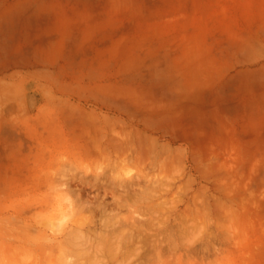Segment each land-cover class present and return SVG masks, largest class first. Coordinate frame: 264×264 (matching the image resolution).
I'll return each mask as SVG.
<instances>
[{
	"label": "rangeland",
	"instance_id": "374dc122",
	"mask_svg": "<svg viewBox=\"0 0 264 264\" xmlns=\"http://www.w3.org/2000/svg\"><path fill=\"white\" fill-rule=\"evenodd\" d=\"M74 1L77 8L81 7L77 11L76 40L61 45V58L54 61L55 74L49 77L53 78L50 80L53 89L44 91V99L32 91L27 102L13 95V101L6 109L0 107V248L11 245L9 234L17 237L16 240L20 238L17 243L25 246H31L34 240H41L40 243L44 244L51 237L55 241H63L69 232L66 230L70 229L68 219L60 222L61 216L68 212L66 198L78 193L94 203L108 202L109 214H116L115 219L126 216L129 210L114 207V196L109 188L116 185L117 191L118 183L127 180L133 182L137 190H147L154 207L153 215L158 220L172 226L184 222V264H196L197 260L199 264H243L246 258L252 262L245 261V264H264V154L234 152L232 146L235 145H230L231 136L242 138L251 132L236 129V108L228 94L230 65L236 61L237 65L244 62L236 57L242 56L245 46H253L252 42L264 34V0ZM100 16L104 19L101 25L96 22L102 18ZM91 17L93 21L88 26L93 29L87 26ZM100 29L104 39L91 41V31L99 32ZM92 120L94 124L88 125ZM111 120L110 124L108 121ZM118 121L120 123L115 125ZM93 132L95 140H100L103 135L106 137L101 139L102 142L129 139L134 142L136 150L150 146L162 154L145 161H137L131 149L124 155L121 152L111 158L99 157L97 161L96 158L88 160L75 155L74 152H84L94 146L95 140L90 142ZM87 136H90V141ZM106 149L110 150L108 146ZM167 161L172 163L170 167H167ZM240 167L241 174H238L236 169ZM44 170L50 176L48 182ZM97 176V181L102 183L100 186L86 185V180L96 181ZM242 187L255 194L244 190L245 194ZM68 188L72 189L71 193H68ZM241 199L249 201L244 204ZM183 210H186L184 216ZM142 215L148 217L150 213L146 211ZM17 218L22 224L33 221L36 228L30 229L31 234L19 236L17 233L23 229L17 232L11 229L16 228L17 222L15 224L12 220ZM244 230L246 237L247 232L250 235L241 246L237 241L243 240ZM44 235L48 238L44 239ZM204 242L205 246H212L204 247ZM226 244H232L234 251ZM195 249L198 251L194 252ZM209 250H213L212 256ZM238 250L242 251L239 253ZM190 251L195 253L193 260L194 254ZM248 251L250 254L244 255ZM256 251L259 252L253 254ZM54 252L57 253L56 250ZM32 253L37 254L35 251ZM218 256L223 259H218ZM30 260L27 264H33ZM20 264H26V260L20 259Z\"/></svg>",
	"mask_w": 264,
	"mask_h": 264
},
{
	"label": "bare ground",
	"instance_id": "6f19581e",
	"mask_svg": "<svg viewBox=\"0 0 264 264\" xmlns=\"http://www.w3.org/2000/svg\"><path fill=\"white\" fill-rule=\"evenodd\" d=\"M89 113V111H88ZM106 115V114H105ZM88 116V115H87ZM91 116V115H90ZM97 116V115H96ZM95 117V116H94ZM109 118V117H108ZM107 118V119H108ZM95 120H98V119H95ZM94 120L90 121L88 125L91 126V123L94 124L93 122ZM105 121V120H104ZM116 121V120H115ZM96 122V121H95ZM110 122V124L112 123V120L111 121H108ZM114 122V121H113ZM123 122V121H122ZM97 123V122H96ZM106 123V122H104ZM116 123H120L119 121L118 122H115V125ZM98 124V123H97ZM95 125L96 127H98L99 125ZM85 125V124H84ZM105 125V124H104ZM109 126V124H107ZM106 125V127H107ZM118 125V124H117ZM94 126V125H92ZM120 126V124H119ZM122 126V125H121ZM125 126V125H123ZM127 126V125H126ZM95 127V128H96ZM113 127V126H112ZM114 128L116 129V127L114 126ZM112 128V129H114ZM125 128V127H124ZM88 129L90 130L89 126H88ZM128 129V128H127ZM137 129V128H136ZM81 130V129H80ZM87 130V129H86ZM99 130V129H97ZM102 130V128L100 129ZM110 130V128H109ZM85 131V130H84ZM93 131L95 132V134H97V131L94 130L93 128ZM105 131V129L103 130ZM108 131V130H107ZM106 131V132H107ZM126 131V130H125ZM90 134V136H94L95 134ZM111 132V131H110ZM102 133V132H101ZM130 133V132H129ZM100 135H103V134H100ZM113 135V134H112ZM123 135V134H122ZM86 136V135H85ZM90 136L88 137L87 136V139L90 138ZM93 136L91 137V141L89 139L90 142H92V140H95L93 139ZM116 136V135H115ZM96 137V135L94 136ZM103 137L105 138L106 136L103 135ZM103 137H101V139H104ZM149 136H147L148 138ZM117 138V136H116ZM120 138V137H118ZM152 139V137H150ZM100 140H95L93 142L94 146L92 145L91 148L88 147V149L86 148L84 150V152H74L75 155H77L78 157L79 156H82L88 160H93L96 158V161L97 159L100 160L99 157H107V158H111V156H113L114 154H120L121 152L122 155L125 154V151H129L128 149H131V153L134 155V157L137 159V161H145V160H148L150 158H155L159 155H161V151H157V150H153V148H151L150 146H143V148H145L143 150L142 147H140V150L139 149H134L133 148V143L130 142L132 140H129V139H125L124 142H113L111 143L110 141L109 142H102ZM121 139V138H120ZM97 141V142H96ZM155 141V140H154ZM95 142H96V145H95ZM150 142V141H149ZM71 145V144H69ZM150 145V143H149ZM109 147L110 150H107L106 147ZM171 146V145H170ZM71 147V146H70ZM76 147V146H75ZM157 147V146H156ZM74 148V147H73ZM84 149V148H83ZM94 149V150H93ZM173 149V148H172ZM51 150V149H50ZM75 150V149H73ZM238 150V149H237ZM236 150V151H237ZM76 151V150H75ZM172 151V150H171ZM209 151V150H208ZM211 151V150H210ZM235 151V152H236ZM50 152V151H49ZM167 152V151H166ZM196 152V151H195ZM198 152V151H197ZM196 152V154H197ZM213 152V151H212ZM218 153V151H216ZM239 152V151H238ZM173 153V152H172ZM220 153V152H219ZM240 153V152H239ZM43 154V153H42ZM81 154V155H80ZM127 154V153H126ZM167 154H171V153H167ZM195 154V155H196ZM212 154V153H211ZM60 155V154H58ZM115 155V156H116ZM128 155V154H127ZM166 155V154H165ZM174 155V154H173ZM172 155V156H173ZM182 155V154H181ZM198 155V154H197ZM210 155V153H208V156ZM215 155V154H214ZM221 155V154H219ZM118 156V155H117ZM176 156H179L176 154ZM201 156V154H200ZM241 156V155H240ZM58 156H56L55 158H57ZM164 157V156H163ZM163 157H161L163 159ZM196 157V156H195ZM202 157V156H201ZM221 157V156H220ZM48 158V157H47ZM67 158V157H66ZM168 158V157H167ZM171 158V157H170ZM182 158V157H181ZM180 158V159H181ZM243 158V157H242ZM59 159V158H57ZM103 159V158H102ZM202 159V158H201ZM206 159V158H205ZM56 160V159H55ZM61 160V159H60ZM112 160V159H111ZM115 160V159H114ZM135 160V159H134ZM166 160V159H165ZM175 160V159H174ZM219 160V159H218ZM77 161V160H76ZM81 161V160H80ZM150 161V160H149ZM201 162V160H199ZM213 161V160H212ZM245 161V160H244ZM248 161V160H247ZM119 162V161H118ZM151 162V161H150ZM154 162V161H153ZM168 162V163H167ZM166 165L167 167L169 166L170 167V164L172 165V163H169V161H167ZM206 162V161H204ZM203 162V163H204ZM211 162V161H210ZM237 162V161H236ZM56 163L58 164L57 160H56ZM66 163V162H65ZM83 163V162H82ZM96 163V162H95ZM144 163V162H143ZM157 163V162H156ZM155 163V164H156ZM159 163V162H158ZM165 163V161H164ZM217 163V162H216ZM225 163H227V161H225ZM55 164V163H54ZM61 164V163H60ZM94 164V163H93ZM112 164V163H111ZM169 164V165H168ZM210 163H208L209 165ZM228 164V163H227ZM234 164V163H233ZM239 164V162H238ZM251 164V163H250ZM92 165V164H91ZM131 165V164H130ZM147 165V164H146ZM152 165V164H151ZM183 165V164H182ZM207 165V166H208ZM237 165V164H236ZM241 165H242V162H241ZM69 166V165H68ZM112 166V165H111ZM119 166V165H118ZM212 166V165H211ZM214 166V165H213ZM222 166V165H221ZM225 166V165H224ZM234 166V165H233ZM250 166V165H249ZM259 166V164H258ZM78 167V166H77ZM82 167V166H81ZM91 167V166H90ZM89 167V168H90ZM134 167H138V166H134ZM133 167V168H134ZM161 167V166H160ZM227 167V166H225ZM256 167V165H255ZM80 168V167H79ZM139 168V167H138ZM185 168V167H184ZM216 168V167H215ZM218 168V166H217ZM220 168V167H219ZM233 168V167H232ZM237 168V167H236ZM251 168V167H250ZM258 168V167H257ZM29 169V167L27 168ZM50 169V168H49ZM95 169V168H94ZM135 169V168H134ZM169 169V168H167ZM166 169V170H167ZM212 169V168H211ZM209 171V174H211V170ZM227 169V168H226ZM225 169V170H226ZM249 169V168H248ZM255 169V168H254ZM55 170V168H54ZM140 170V169H139ZM204 170V169H203ZM206 170V169H205ZM204 170V171H205ZM229 170V169H227ZM234 170V169H232ZM236 170H239V171H236ZM235 171L238 172V174H241V167L239 169H236ZM250 170V169H249ZM248 170V172H249ZM46 170H44L45 172ZM93 171V170H92ZM118 171V170H117ZM138 171V170H137ZM163 171V170H162ZM203 171V172H204ZM218 171V170H217ZM231 171V170H230ZM251 171V170H250ZM258 171V169H257ZM56 172V171H55ZM174 172V171H173ZM208 172V170H207ZM214 172V171H213ZM212 172V174H213ZM216 172V171H215ZM214 172V173H215ZM47 173V172H45ZM90 173V172H89ZM123 173V172H122ZM144 173V172H143ZM205 173V172H204ZM228 172H226L227 174ZM234 173V172H233ZM244 173V172H243ZM242 173V174H243ZM256 173V171H255ZM37 174V173H36ZM42 174V173H41ZM152 174V173H151ZM183 174V173H182ZM185 174V173H184ZM208 174V175H209ZM237 174V173H236ZM249 174V173H247ZM252 174V173H250ZM35 175V174H34ZM39 174H37L38 176ZM44 175V174H42ZM41 175V176H42ZM51 175V174H50ZM55 175V174H54ZM245 175V174H243ZM25 176V175H24ZM122 176V175H121ZM226 176V175H224ZM232 176V175H231ZM241 176V175H240ZM253 176V174H252ZM33 178L36 177V176H32ZM205 177V176H204ZM239 176H237L238 178ZM241 177H244V176H241ZM248 177V176H247ZM15 178V177H14ZM50 176L48 175L47 173V177L46 179L47 182L50 181L49 180ZM213 178V177H212ZM217 178V177H215ZM236 178V179H237ZM250 178V177H249ZM17 179V178H16ZM37 179V178H36ZM52 179V178H51ZM227 179V178H226ZM252 179V178H251ZM42 180V179H41ZM98 180V176L96 177V181H88L86 180V185H89L91 187H95L96 185L100 186L102 183L100 181H97ZM179 180V179H178ZM194 180V179H193ZM242 180V179H240ZM250 180V179H249ZM260 180V179H259ZM46 181V180H45ZM218 181V180H217ZM221 181V180H220ZM243 181V180H242ZM241 181V182H242ZM253 181V180H252ZM35 182V181H34ZM46 182V183H47ZM78 182V181H77ZM250 182V181H248ZM39 183V185L41 184L40 182H38L37 180V184ZM73 183V182H72ZM231 183H232V180H231ZM17 184V183H15ZM55 184V183H54ZM74 184V183H73ZM136 184V183H135ZM183 184V183H182ZM189 184V183H188ZM223 187L224 184L221 183ZM230 184V183H229ZM31 185V184H30ZM29 185V186H30ZM34 186L36 185L33 184ZM72 185V184H71ZM174 185V184H173ZM219 185V184H218ZM227 185V184H226ZM243 185V183H242ZM247 185V184H246ZM15 186V185H14ZM28 186V188L31 190V188ZM34 186H31V187H34ZM38 186V185H37ZM73 186V185H72ZM97 186V187H98ZM116 186V185H115ZM113 186V187H110V191L113 193V205L114 207L116 206L117 207V210L119 209H122V208H126L128 209V213L126 216L124 217H121L119 219H115L116 218V214L115 215H111L109 214L110 211H108V208L110 209L109 207V203L108 202H105V201H99V203H94L92 200H90L89 198H86V197H83L81 196L79 193L74 195V196H71L66 198L67 199V206H68V212L63 214L60 218V222H63L65 220L68 219V223H70V229L69 230H66V231H69L67 232V236L65 235L64 238L65 239H62L63 241H58V239H55L53 237H51V239H49L46 235V237L43 236V238H48L44 241V244L40 243V241L38 240H34V242H32V245L31 246H25L24 244H19L17 243L18 241L20 242V238L18 240H16L17 237H14L12 234H9L10 236V243L11 245H7V247H3L1 246L0 248V264H20V259H23V260H26V264H27V261L28 259H31V263L33 264H52L54 261L53 264H184V260H183V252H182V249L184 248L185 244L183 241V238L185 236L184 232L182 231V227H183V224L184 222L182 223V219L180 218V222L179 224H177L176 226L174 225V222H173V225L172 226L169 222H166V221H160L158 220L154 215H153V208L152 207V204H151V200L148 199V195H147V190H137L136 189V185H134L133 182H130V181H127V180H121V182L118 183V186H117V191L115 190L116 187ZM177 186V185H176ZM229 186V185H228ZM231 186V185H230ZM10 187V186H9ZM76 187V185H75ZM90 187V188H91ZM115 187V188H114ZM178 187V186H177ZM202 187V186H201ZM24 188V187H23ZM51 188V187H50ZM114 188V189H112ZM192 188V187H191ZM208 188V187H207ZM229 188V187H228ZM232 188V187H231ZM230 188V189H231ZM238 188V187H237ZM241 188V187H240ZM250 188V187H249ZM45 189H46V185H45ZM61 189V188H59ZM63 189V188H62ZM102 189V188H101ZM108 189V188H106ZM168 189V188H167ZM225 189V188H224ZM205 190V189H204ZM226 190V189H225ZM242 190L244 192V187H242ZM247 190V191H246ZM245 192H247L248 194H253V193H249L248 192V189H246ZM24 191V189L22 190V192ZM49 191V190H48ZM51 191V190H50ZM207 191V189H206ZM222 191V190H221ZM253 191V190H251ZM256 191V190H255ZM66 192V191H65ZM72 192V189L68 188V193H71ZM104 192V191H103ZM116 192V193H115ZM158 192V191H157ZM161 191H159L160 193ZM164 192V191H163ZM176 192V190L174 191ZM205 192V191H204ZM244 192V193H245ZM46 193V192H45ZM44 193V194H45ZM84 193V192H83ZM199 193V191H198ZM232 193V192H231ZM81 194H82V191H81ZM233 194V193H232ZM246 194V193H245ZM255 194V193H254ZM253 194V195H254ZM48 195V194H47ZM61 195V194H60ZM71 195V194H70ZM109 195V194H108ZM161 195H162V192H161ZM165 195V194H164ZM208 195V194H207ZM214 195V193H213ZM228 195V193H227ZM24 196V195H23ZM27 196V195H26ZM216 196V195H215ZM224 196V195H223ZM231 196V195H230ZM229 196V197H230ZM249 197L251 195H248ZM161 197V196H160ZM172 197V195H171ZM197 197V196H196ZM204 197V196H203ZM214 197V196H213ZM232 197V196H231ZM252 197V196H251ZM250 197V198H251ZM29 198V197H28ZM55 198V197H54ZM91 198V197H90ZM199 198V197H198ZM201 198V197H200ZM206 198V197H205ZM222 198V197H221ZM246 197H244L245 199ZM255 198V197H253ZM252 198V199H253ZM15 199V198H14ZM61 199V197L59 198ZM156 199V198H155ZM162 199V198H161ZM169 199V198H168ZM196 199V198H195ZM207 199V198H206ZM210 199V198H209ZM220 199V198H219ZM227 199V198H226ZM247 199V198H246ZM245 199V200H246ZM249 199V198H248ZM4 200V199H3ZM28 200V199H27ZM57 200V199H56ZM165 200V199H164ZM193 200V198H192ZM208 200V199H207ZM221 200V199H220ZM255 200V199H254ZM253 200V201H254ZM259 200V199H258ZM1 201V200H0ZM26 201V200H24ZM41 202V200H39ZM240 201H242L244 204L247 203L249 200H247V202H244L243 199H241ZM218 202V201H217ZM233 202V201H232ZM1 203V202H0ZM29 203V202H28ZM57 203V202H56ZM157 203V202H156ZM193 203H196L193 201ZM242 203V204H243ZM30 204V203H29ZM34 204V203H33ZM32 204V206H33ZM38 203L36 202V205ZM46 204V202H45ZM60 204V203H59ZM66 204H63L64 207H66L65 205ZM112 204V203H110ZM199 204V203H197ZM230 204V203H229ZM235 204V203H234ZM240 204V203H239ZM5 205V204H4ZM14 205V204H13ZM41 205V204H40ZM39 205V206H40ZM218 205V204H217ZM256 205V204H255ZM1 206V205H0ZM3 206V205H2ZM19 206V205H18ZM17 206V207H18ZM31 206V204H30ZM35 206V204H34ZM37 206V207H39ZM190 206V205H188ZM196 206V205H195ZM225 206V204H224ZM241 206V205H240ZM244 206V205H242ZM254 206V205H253ZM54 207V206H53ZM56 207V206H55ZM113 207V206H112ZM198 207V205H197ZM219 207V206H218ZM227 207V206H225ZM12 208V207H11ZM15 208V206H14ZM58 208V207H57ZM61 208V207H60ZM211 208V207H210ZM220 208V207H219ZM24 209V208H23ZM31 209H34V208H29V210ZM52 209V208H50ZM66 209V208H65ZM113 209V208H111ZM125 209V210H126ZM163 209V208H162ZM162 209L160 210L162 212ZM187 209H190V207H188ZM195 209V207H194ZM197 209V208H196ZM199 209V207H198ZM197 209V210H198ZM206 209V208H205ZM204 209V210H205ZM57 210V209H56ZM151 210V211H150ZM157 210V209H156ZM166 210V209H165ZM175 210V209H174ZM191 210V209H190ZM230 210V209H229ZM245 210V209H243ZM50 211V210H48ZM123 211V210H121ZM120 211V212H121ZM146 211L148 213H150V215L148 217L142 215L144 212L146 213ZM171 211V210H170ZM192 211V210H191ZM200 211V210H199ZM25 212V211H24ZM52 212V211H51ZM160 212V213H161ZM181 212V211H180ZM177 213V215L179 216V213ZM196 212V211H195ZM194 212V213H195ZM224 212V211H223ZM231 212H233L231 210ZM235 212V210H234ZM246 212V211H244ZM56 213V212H55ZM97 213H100V214H97ZM174 212H172L173 214ZM182 213V212H181ZM186 213V210L184 212L183 210V215ZM188 213H189V210H188ZM191 213V212H190ZM197 213V212H196ZM195 213V214H196ZM26 214V213H25ZM57 214V213H56ZM158 214V212L156 213ZM166 214V213H165ZM192 214H193V211H192ZM198 216L199 213H197ZM226 214V213H224ZM29 215V214H27ZM228 215V214H227ZM232 215V214H231ZM238 215V214H236ZM251 215V214H250ZM16 216V215H15ZM32 216V215H31ZM36 216V215H35ZM176 214L173 216L175 218ZM187 215H185L186 217ZM14 217V216H13ZM20 217V216H19ZM34 217V216H33ZM159 217V216H158ZM202 217V216H201ZM219 217V216H218ZM233 217V216H232ZM15 218V217H14ZM171 218V217H170ZM243 218V217H242ZM250 218V217H249ZM248 218V219H249ZM10 219V218H9ZM160 219V217H159ZM204 219V218H203ZM208 219V218H207ZM232 219V218H231ZM233 219H235V216L233 217ZM237 219V217H236ZM16 220V221H15ZM15 220H12L15 222H17L16 225H14L16 228L18 229H12V231L14 232H17V230L19 231V229H23V231H21L20 233H17L19 234V236H24L23 234L26 233V234H29L30 232L32 233V231L30 229H33L34 227L36 228V223H33V221H26L24 224H22V222H20V219H15ZM19 220V221H17ZM176 220V218H175ZM255 220V219H254ZM253 220V221H254ZM259 220V219H258ZM8 221V220H7ZM11 221V220H10ZM9 221V222H10ZM22 221V220H21ZM178 221V220H177ZM176 221V223H177ZM207 221V220H206ZM218 221V220H216ZM236 221V220H235ZM245 221V220H244ZM249 221V220H248ZM251 221V220H250ZM249 221V222H250ZM252 221V222H253ZM261 221V219H260ZM259 221V222H260ZM11 223V224H14ZM40 222V221H39ZM188 222V221H187ZM211 222V221H210ZM214 222V221H213ZM6 223V222H5ZM21 224V225H18ZM43 223V221H42ZM66 223V222H65ZM1 224V223H0ZM59 224V223H58ZM39 225V224H38ZM42 225V224H41ZM63 225V224H62ZM185 225V224H184ZM240 225V224H239ZM255 225V224H254ZM3 226V225H2ZM193 226V225H192ZM216 226V225H215ZM9 227V225H8ZM44 227V226H43ZM47 227V226H46ZM45 227V228H46ZM259 227V225H258ZM262 227V226H261ZM34 228V229H35ZM217 228V226H216ZM33 229V230H34ZM16 230V231H15ZM26 230V232H25ZM38 230V229H36ZM207 230V229H206ZM209 230V228H208ZM217 230V229H216ZM247 230V229H246ZM65 231V232H66ZM9 232H11V230L9 229ZM208 232V231H207ZM30 233V234H31ZM35 233V232H33ZM248 233V232H247ZM246 235H250V234H247ZM65 234V233H64ZM209 234V233H208ZM218 234V233H217ZM220 234V233H219ZM242 234L245 236V230H244V233L242 231ZM16 235V234H14ZM32 235H35L36 234H32ZM32 235L30 237H32ZM190 235V234H189ZM193 235V234H192ZM242 235V241H237V242H241V246L243 245L242 243H244V239H246L247 237H243ZM17 236V235H16ZM27 236V235H26ZM39 236V235H38ZM216 236V235H215ZM229 236V235H227ZM238 236V235H237ZM7 237V235H6ZM28 236V238H30ZM42 237V236H40ZM188 237V236H187ZM235 237V236H234ZM251 237V236H250ZM249 237V238H250ZM203 238V237H202ZM206 238V237H205ZM230 238V237H228ZM248 238V239H249ZM252 238V237H251ZM22 239V238H21ZM31 239V238H30ZM29 239V241H30ZM198 239V238H197ZM212 239V238H211ZM218 239V238H217ZM225 239V238H224ZM232 237H231V241H232ZM235 239V238H234ZM32 240V239H31ZM205 240V239H204ZM203 240V241H204ZM2 241V240H1ZM4 241V240H3ZM23 241V240H21ZM27 241V242H29ZM33 241V240H32ZM42 241V242H43ZM58 241V242H57ZM201 241V240H200ZM206 241V240H205ZM226 241H228L226 239ZM230 241V240H229ZM248 241V240H247ZM195 242V241H194ZM210 242V240H209ZM220 242V241H219ZM223 242V241H222ZM237 242L235 241L234 243H236L237 245ZM2 243V242H0ZM31 243V242H29ZM27 243V244H29ZM207 243V242H206ZM231 243V242H229ZM247 243V242H245ZM184 244V245H183ZM197 244V243H196ZM199 244V243H198ZM233 244V243H232ZM232 244H226V245H230L229 247L233 248V251H234V246L232 247ZM30 245V244H29ZM187 245V244H186ZM200 245V244H199ZM202 245V244H201ZM207 245V244H206ZM211 245V244H209ZM207 245V246H209ZM220 245V244H219ZM235 245V244H233ZM235 245V248L238 246ZM258 245V244H257ZM196 246V245H195ZM205 246V242H204V247H207ZM212 246V245H211ZM210 246V247H211ZM224 246V245H223ZM191 248L193 246H190ZM197 247V246H196ZM209 247V249H210ZM228 247V246H226ZM259 247V246H258ZM186 248V247H185ZM195 248V247H194ZM193 248V249H194ZM198 248H202V246H198ZM212 248V247H211ZM219 248V247H217ZM254 248V247H253ZM188 249V248H187ZM215 249V247H214ZM213 249V250H214ZM221 250V248H219ZM57 251V255L55 254L54 251ZM185 250V249H184ZM208 250V249H207ZM212 250V251H213ZM219 250V252H220ZM236 250V249H235ZM250 250V249H249ZM256 250H259V249H256ZM32 251H35V253L37 252V254H33ZM198 251V249L194 252ZM211 251V250H209ZM208 251V252H209ZM212 251L209 253L211 256H212ZM242 251V250H241ZM240 251V252H241ZM262 251V250H261ZM191 252V251H190ZM193 251L191 253H193L194 255V258L195 259V253ZM201 252V251H200ZM199 252V253H200ZM215 252V250H214ZM213 252V254H214ZM222 252H223V249H222ZM239 252V250H238ZM239 252V253H240ZM259 251H256L255 253L253 254H256L258 253ZM38 253L42 254V255H38ZM185 253V251H184ZM202 253V252H201ZM230 253V252H228ZM233 253H237L236 252H233ZM238 253V254H239ZM10 254V256H8ZM189 254V252H188ZM197 254V253H196ZM205 254V253H204ZM224 254V252H223ZM237 254V255H238ZM242 254H244V252H242ZM241 254V255H242ZM246 254H250V252L248 251V253L246 252L244 255ZM20 255V256H19ZM192 255V254H191ZM206 255V254H205ZM208 255V254H207ZM215 255H216V252H215ZM214 255V256H215ZM220 255V254H219ZM228 256H226L227 260H228V257H229V254H227ZM231 255V253H230ZM236 255V254H234ZM240 255V254H239ZM238 255V256H239ZM243 257H248V258H251L249 255L248 256H244ZM19 256V257H18ZM190 256V255H189ZM197 256V255H196ZM200 256V255H199ZM198 256V257H199ZM212 257V258H216V257ZM223 258H224V255H222ZM39 257L41 259H39ZM55 257V258H54ZM197 257V258H198ZM204 257V256H203ZM209 257V256H208ZM207 257V258H208ZM218 256L217 258L218 259H223L222 257ZM235 257V256H234ZM232 257V258H234ZM242 257V260H244ZM253 257V255H252ZM186 258V257H185ZM206 258V257H204ZM212 258L211 261H212ZM225 258V260H226ZM264 258V257H263ZM57 259V260H56ZM200 259V258H199ZM220 259V260H221ZM197 260V259H196ZM205 260V259H204ZM225 260H222L224 262H226ZM29 261V262H30ZM200 261V260H199ZM235 261V258L233 259V262ZM252 262V260H244L243 261V264H245L246 262ZM28 262V263H29ZM199 264L198 260L195 261ZM202 262V261H200ZM210 262V260H209ZM227 262H230V261H227ZM245 262V263H244ZM186 263V262H185ZM196 263V264H197ZM187 264V263H186ZM202 264H206L202 262ZM220 264V263H219ZM224 264V263H223ZM231 264V263H229ZM233 264V263H232ZM234 264H236V262H234ZM247 264H250V263H247Z\"/></svg>",
	"mask_w": 264,
	"mask_h": 264
},
{
	"label": "crops",
	"instance_id": "0c3cea01",
	"mask_svg": "<svg viewBox=\"0 0 264 264\" xmlns=\"http://www.w3.org/2000/svg\"><path fill=\"white\" fill-rule=\"evenodd\" d=\"M74 2L0 0V107L6 109L13 95L27 102L32 91L44 99V91L53 89V78L49 77L55 74L54 61L61 58V45L76 40L77 11L81 7L77 8ZM100 17L96 22L101 25L104 19ZM94 32L91 31V41L104 39L101 29ZM252 43L253 46H245L242 56L236 57L244 62H234L228 72L236 129L251 133L242 138L232 135L230 145H235L234 152L238 149L235 153L263 155L264 34Z\"/></svg>",
	"mask_w": 264,
	"mask_h": 264
}]
</instances>
